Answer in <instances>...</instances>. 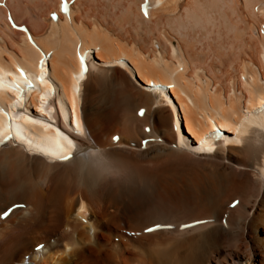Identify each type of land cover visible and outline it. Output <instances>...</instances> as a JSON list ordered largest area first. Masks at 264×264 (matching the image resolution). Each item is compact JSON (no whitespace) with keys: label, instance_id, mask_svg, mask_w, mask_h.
<instances>
[{"label":"bare ground","instance_id":"obj_1","mask_svg":"<svg viewBox=\"0 0 264 264\" xmlns=\"http://www.w3.org/2000/svg\"><path fill=\"white\" fill-rule=\"evenodd\" d=\"M141 2L0 6V106L16 140L0 148V213L25 204L0 216V264H264V110L250 116L264 104V0H151L148 15ZM43 54L45 83L5 86H24L14 72H37ZM214 124L224 141L197 149ZM193 219L206 221L145 231Z\"/></svg>","mask_w":264,"mask_h":264},{"label":"snow or ice","instance_id":"obj_2","mask_svg":"<svg viewBox=\"0 0 264 264\" xmlns=\"http://www.w3.org/2000/svg\"><path fill=\"white\" fill-rule=\"evenodd\" d=\"M29 87H31V85H29ZM143 113H144V110L141 109L140 112H139V114L140 115H143ZM214 135H216V134L214 133ZM7 139H10V137H8ZM115 139H118V138H114V140ZM68 158H69V156H67V155L61 157V159H68ZM237 204H238V201L237 202H234L232 206L235 207ZM7 214H10V212H8V213H0V216H5ZM198 223H200V222H198ZM161 227H171V226H161V225H157L154 228L145 229V231L146 232H151V231H154V230H158ZM187 227H190V226L189 225H182L181 226L182 229L183 228H187Z\"/></svg>","mask_w":264,"mask_h":264}]
</instances>
